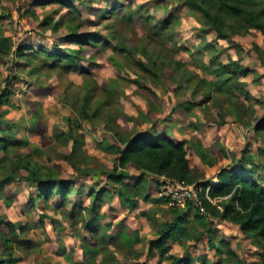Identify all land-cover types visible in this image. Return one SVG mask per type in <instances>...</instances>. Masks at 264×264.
Here are the masks:
<instances>
[{"label": "rangeland", "instance_id": "obj_1", "mask_svg": "<svg viewBox=\"0 0 264 264\" xmlns=\"http://www.w3.org/2000/svg\"><path fill=\"white\" fill-rule=\"evenodd\" d=\"M44 2L0 0V15L6 16L0 18L1 35L11 37L15 48L22 44L28 46L25 52L32 57L31 64L16 66V61L2 58L0 54V94L7 88L0 105V127L11 129V140L28 143L14 152L20 161L10 164L5 175L0 173L1 231L7 236L0 235L2 258L11 256L17 264L101 262L102 255H97L94 261L92 254L83 249L81 237L88 236L89 232L84 229L80 216H72V211L74 203L82 206L90 203L86 194L76 195L78 189L84 188L88 193L91 188L97 190L107 184L106 178L95 172L111 169L115 164V158L102 150L103 146L114 143L115 133L106 130L108 123L112 128L120 127L126 134L164 131L174 142H201L216 160V165L210 167L188 144V157L201 182H217L220 171L229 166L257 168L264 179V131L258 135L254 130L264 123V33L229 22L226 36L221 37L203 23L199 13L192 12L179 0H81L73 3L72 8ZM118 6V17L110 15ZM138 6L145 9L140 15H131L128 8L134 12ZM101 9L108 12L105 19L97 17ZM46 19L60 22V28L55 31L49 25L41 27ZM168 19L169 24H161ZM107 24H113L118 40L106 30ZM79 33H100L105 37L99 39L98 48L81 53L86 59L81 61V66L88 75L82 74L81 69L67 72L60 66L50 67L46 63L52 64L53 59L37 52L41 48L59 54L76 52L79 46L68 36ZM112 46L127 51L119 52ZM144 46L146 53L142 51ZM214 53L219 54L218 62L227 64L238 60L252 73L242 77L237 87L231 89L233 98L214 92L208 103L188 112L186 104L200 103L205 92L214 88L207 82H215L216 77L202 68L205 62L210 70L214 69L217 62L210 65ZM91 57L94 61L89 60ZM36 68L40 71L29 73ZM87 78L97 81L101 88L96 91L94 101L112 98L94 123L80 117L82 100L79 97L85 93ZM110 86L115 91L105 93ZM70 121L80 138L79 149L87 158L79 156L69 162L63 154H69L72 142L64 149L55 136L67 132ZM35 163L75 182V191L64 205L60 195L40 201L31 194L25 179ZM87 168L91 170L89 173ZM130 173L137 176L140 171L130 168ZM9 175L15 179L6 180ZM146 179L153 194H158L164 177L148 174ZM212 202L216 205L218 200L212 199ZM171 208L164 203L157 205L143 200L133 212L122 208L117 199L100 204L110 225L109 235L116 237L123 230L128 234L137 232L144 244L138 246L142 253L140 260L128 255L121 245L110 244L109 251L119 264H170L172 257L188 256L217 262L226 254H217L216 247L226 246L235 254L231 264H264V251L252 238L235 223L207 213L202 203L180 209L188 212L189 227L194 228L193 234H201L199 240L186 237L168 243L170 252L163 261L158 253L149 257L148 242L157 238V232L154 222L141 213L147 212L160 223H166L174 219ZM197 211L208 217L205 226L194 221Z\"/></svg>", "mask_w": 264, "mask_h": 264}, {"label": "trees", "instance_id": "obj_2", "mask_svg": "<svg viewBox=\"0 0 264 264\" xmlns=\"http://www.w3.org/2000/svg\"><path fill=\"white\" fill-rule=\"evenodd\" d=\"M43 1H45V5L58 3L63 8H72L73 3L81 0ZM179 1H184L185 5L192 12L199 13L203 17V23L205 22L213 28L221 37L226 36L225 30L229 22L238 24L246 30L254 29L264 33V0ZM128 9L131 15H140L141 11L145 8L144 6H138L134 12L130 8ZM118 11L119 6L113 12H110V15L118 17ZM27 13L30 12L27 11ZM106 13H108L107 10H98L97 17L105 19L108 17ZM0 18H6V16L0 15ZM170 21V19L164 20L161 24L167 25ZM59 23H52L49 19H46L41 23V27L49 25L57 31L60 28ZM106 30H109L114 40L119 39L117 38L118 32L116 33L113 29V24H107ZM102 37L100 33L70 34L68 39H71L72 42L77 43L79 46V50L76 52L59 54L57 52H49L44 48H41L37 52L46 54L48 59H53L52 64L46 63L50 67L60 66L67 72L81 69L82 74L88 75L89 72L85 71L81 66V61H86L81 53L90 48H98V45H100L98 41ZM54 46L58 47V44H54ZM26 47L28 46L22 44L18 48H15L13 39L3 36L0 33V54L2 58H10L11 61H16V66H19V63L31 64L32 57L26 54L25 50L28 49ZM112 48L119 52L127 51L118 46L117 48L112 46ZM146 50L147 47L144 46L143 53H146ZM185 51L189 50L185 48ZM218 57V53H214L210 57V65L214 66L215 61L217 62L213 70H210L205 62L202 63V68L213 74L217 79L215 82H207V84H211L214 88H210L205 92L204 99L200 103L195 104L193 102L186 104V111L190 112L195 107L208 103L211 97H213L212 94L214 92L224 97L229 96L233 98L231 89L237 87L236 85L242 77L252 73V70L243 67L238 60H230L227 64H224L217 61ZM89 60L94 61V58L91 57ZM39 71L36 68L29 73L34 74ZM84 86L85 93L79 97L82 100L80 117L83 120L94 123L102 115V110L105 106L111 104L112 98L109 97L107 101L105 99L94 101L97 98L96 91L101 90L98 82L94 79H85ZM105 91V93H110L111 91H115V89L110 86ZM6 93L7 88L0 94V105L4 102ZM150 93L152 92L150 91ZM194 95L196 96L197 92ZM153 96L156 97L155 95ZM94 104V109L90 110ZM34 119H37V116ZM69 125L70 128L67 132H61L55 136L56 141L61 142L64 149L72 142V148L69 154H63L64 159L70 162L79 156L87 158L86 154L79 149L80 138L75 134L74 123L70 121ZM106 130L115 133L114 143L110 146H103L102 150L104 153L110 154L115 158V164L111 169L103 168V170H97L95 173H100L101 176H104L107 184L97 190L91 188L88 193L85 192L84 188L78 189L76 195L80 197L86 194L90 199V203L86 206L74 203L72 211V216H80L79 219L83 221L84 229L89 232L88 236L83 235L81 237L82 247L85 252L91 253L94 261L97 255H102L101 262L96 264H119L115 255L109 251L110 244L121 245L128 255L135 260H140L142 253L138 250V246L143 247L144 244L139 234L137 232L128 234L123 230L116 237L109 235L107 229L110 228V225L106 222L107 217L101 211L100 204L105 201L111 202L117 199L121 207L129 212H133L136 209L140 200L150 201L157 205L163 203L167 205V200L165 199L152 198L157 193L153 194L152 186L146 179L148 174L164 177L169 180H179L189 184H196L202 188V193L200 194L201 203L207 213L235 223L243 233L249 238H252L254 243L264 251V179L256 171L257 168L247 169L245 166H241L240 168L229 166L220 171L217 176V182L212 180L201 182L193 170L191 159L188 157V144L191 145L195 153L204 163L210 167L216 165V160L212 159L209 148L201 142L194 140L189 142H174L164 131L126 134L120 127L119 129L115 128V126L113 128L110 127L109 123L106 124ZM254 130L258 135L261 134L264 131V123L255 126ZM10 134L11 129L0 127V152L3 153V157L0 158V173L2 175H5L8 171L10 164H15L20 161V156L14 155V152L27 147L28 144L23 141L11 140ZM262 138L264 143V137L262 136ZM60 151L63 152L64 150L60 148ZM29 157L27 156V158ZM130 168L139 170L140 174L137 176L131 174ZM260 168L261 166L258 167V169ZM90 171L88 168L86 169V173ZM14 179V175H9L6 178L8 181ZM25 181L31 189V194L36 195V199L40 201H48L60 195L62 197V205H64L75 191L74 181L60 178L57 173L51 170H45V168L39 167L37 163L30 169ZM208 189L209 197L218 200L216 205L210 203L206 198V191ZM191 205L189 204L188 206ZM171 212L174 214V219L166 223H160L157 218L147 212L141 213V216H144L148 221L154 222L157 232V238L148 242V256L154 257L158 253L160 261H163L170 252L168 243L179 242L186 237L199 240L201 236V234H198L199 236L193 234L192 231L194 228L189 227L191 221L189 220L187 211L171 208ZM207 220L208 217H205L197 211L194 217L195 222L205 226ZM2 224L3 220L0 217V235L7 237L1 231ZM11 227L15 231V227L13 225ZM216 252L221 255L226 254V256L220 258L217 262H209L206 257H172L170 258V264H198V261L200 264H231L235 260V254L227 246L224 249L216 247ZM0 264H17V261L11 256L9 258H2L0 256ZM135 264L145 263L136 262Z\"/></svg>", "mask_w": 264, "mask_h": 264}, {"label": "built area", "instance_id": "obj_3", "mask_svg": "<svg viewBox=\"0 0 264 264\" xmlns=\"http://www.w3.org/2000/svg\"><path fill=\"white\" fill-rule=\"evenodd\" d=\"M161 183L162 187L157 195L160 196L159 199L167 200V205L170 207L181 209L187 207L189 204L198 206L201 203L200 194L202 193V188L196 184L165 178ZM208 192L209 189L206 191V198L212 202Z\"/></svg>", "mask_w": 264, "mask_h": 264}]
</instances>
